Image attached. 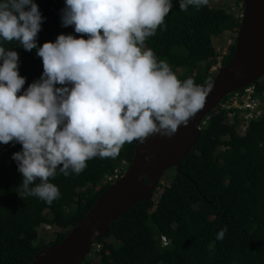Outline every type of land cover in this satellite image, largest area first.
Instances as JSON below:
<instances>
[{"label": "trees", "instance_id": "16d2710c", "mask_svg": "<svg viewBox=\"0 0 264 264\" xmlns=\"http://www.w3.org/2000/svg\"><path fill=\"white\" fill-rule=\"evenodd\" d=\"M34 2L43 18L37 47L60 34L78 35L71 26H61L64 0ZM224 7L212 8L208 0L181 11L179 0H171L163 24L143 47L158 61H166L179 80L191 77L195 84L206 85L231 61L243 20L242 0ZM225 33L237 36L225 54L218 53L214 40ZM0 47L17 52L18 75L25 78L21 91L39 79L42 62L35 48L25 51L15 40H0ZM249 86L254 87L261 116L242 131L243 113L228 112L222 105ZM249 86L228 94L202 120L198 141L179 170L164 173L170 183L160 182L157 202H140L113 221L107 235L93 241L82 264H92V252L97 264H264V75ZM137 143H125L114 158L86 161L79 174L66 177L57 165L49 182L58 188L59 197L51 204L17 194L23 177L11 156L21 146L15 141L0 144V264H32L42 249L58 245L123 176ZM37 183L39 179L29 188ZM52 228L61 232L46 242L40 231ZM221 228L225 232L217 240Z\"/></svg>", "mask_w": 264, "mask_h": 264}, {"label": "clouds", "instance_id": "9594fccd", "mask_svg": "<svg viewBox=\"0 0 264 264\" xmlns=\"http://www.w3.org/2000/svg\"><path fill=\"white\" fill-rule=\"evenodd\" d=\"M207 2L179 0V9ZM170 9L171 0H64L61 26L78 35L37 47L43 18L34 0H0V40L35 48L42 62L39 79L21 91L17 52L0 47V144L21 146L11 156L23 177L19 196L51 204L59 197L49 182L57 165L66 177L79 174L86 161L114 158L125 143L171 137L204 106L212 83L179 80L143 47Z\"/></svg>", "mask_w": 264, "mask_h": 264}, {"label": "water", "instance_id": "95a60500", "mask_svg": "<svg viewBox=\"0 0 264 264\" xmlns=\"http://www.w3.org/2000/svg\"><path fill=\"white\" fill-rule=\"evenodd\" d=\"M243 20L235 53L214 79L204 106L179 125L171 137L153 133L137 143L123 176L95 202L58 244L42 249L32 264H82L93 241L107 235L110 224L140 202L152 200L164 173L179 170L196 145L202 120L230 93L256 83L264 75V0H242ZM204 86V85H203Z\"/></svg>", "mask_w": 264, "mask_h": 264}, {"label": "built area", "instance_id": "2783aa9c", "mask_svg": "<svg viewBox=\"0 0 264 264\" xmlns=\"http://www.w3.org/2000/svg\"><path fill=\"white\" fill-rule=\"evenodd\" d=\"M231 41H228L230 44ZM225 54V51L223 52ZM212 70H216L213 68ZM254 87L249 86L241 90V92L235 93L225 104L222 105V108L230 112L232 110L240 111L243 113L244 125L242 126V131H245V124H248L251 120L261 116V110L258 106V101L254 99ZM234 113H230V118ZM93 253V252H92ZM92 253L89 255L91 258Z\"/></svg>", "mask_w": 264, "mask_h": 264}, {"label": "rangeland", "instance_id": "374dc122", "mask_svg": "<svg viewBox=\"0 0 264 264\" xmlns=\"http://www.w3.org/2000/svg\"><path fill=\"white\" fill-rule=\"evenodd\" d=\"M236 3V0H209V5L212 8H226L224 6H233V4ZM237 34L235 33H225L223 36L219 37L218 39L214 40V45L216 48V51L218 53H221L227 49L228 41H231V43L234 42V39L236 38ZM167 175L172 179L174 176V173L169 171ZM169 182H166V179L163 177L161 179V184L166 185L169 184ZM162 192V188H159L158 193L154 195V201L157 202L159 199V195ZM57 232H61V230H58L56 228H52L51 231H47L45 229H42L40 231V235L46 240V242L52 241L55 239ZM92 264H97V258L94 256V253H92L91 256Z\"/></svg>", "mask_w": 264, "mask_h": 264}]
</instances>
